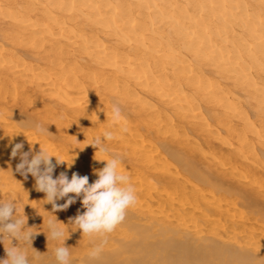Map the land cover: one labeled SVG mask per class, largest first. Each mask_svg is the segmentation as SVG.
Instances as JSON below:
<instances>
[{"label": "bare ground", "instance_id": "1", "mask_svg": "<svg viewBox=\"0 0 264 264\" xmlns=\"http://www.w3.org/2000/svg\"><path fill=\"white\" fill-rule=\"evenodd\" d=\"M17 143L90 184L122 158L137 203L96 264H264V0H0V188L75 230L82 198L54 210Z\"/></svg>", "mask_w": 264, "mask_h": 264}, {"label": "clouds", "instance_id": "2", "mask_svg": "<svg viewBox=\"0 0 264 264\" xmlns=\"http://www.w3.org/2000/svg\"><path fill=\"white\" fill-rule=\"evenodd\" d=\"M114 111L118 114L119 110L114 109ZM32 127L38 134L45 131L43 125L39 123H35ZM113 138V132L105 131L95 138L92 145L99 148L105 140ZM22 149L21 143L15 144L12 148V157L20 153V163L16 166V171L25 178L28 174L35 177L37 191L46 194V202L51 203L54 210L67 209L69 205L75 203L77 197L82 198L81 203L86 211L82 214L78 213L72 219V224L75 226L74 231L80 230L82 236L99 240L82 262V264H96L102 256L108 235L124 221L128 209L137 203V195L134 186L130 183V177L119 171L122 158L119 154H111L110 159L101 160L106 161V164L96 171L98 178L90 184L87 176H80L77 173H73L71 179L65 173H60L58 177L53 178L55 168L51 160L53 155L48 154L41 147V150L29 159L30 153L21 152ZM104 150L107 151V149ZM57 162H63V160L57 158ZM69 194L74 195L69 196ZM65 197H68L66 203L62 205L55 203L56 200ZM17 213L16 200L0 201V243L5 246V240H8L11 244L10 247H5L6 256L0 259V264H39V256L32 257L30 262L27 251L23 248L29 243L32 246L35 232L28 231L31 228L26 227L25 215L24 218H20ZM62 234V231L52 229L53 239H59ZM13 239L19 243L13 245ZM65 240L63 246L55 249L56 264H72L69 247L65 246Z\"/></svg>", "mask_w": 264, "mask_h": 264}, {"label": "rangeland", "instance_id": "3", "mask_svg": "<svg viewBox=\"0 0 264 264\" xmlns=\"http://www.w3.org/2000/svg\"><path fill=\"white\" fill-rule=\"evenodd\" d=\"M110 151H111L110 152L111 154L114 152L112 150H110ZM108 153H109V151H108ZM10 181H11L12 185H11ZM35 183L36 182H34L33 179H29L27 182V185L30 184V185H32L31 187H34V186L36 187ZM18 187H19V182H17L16 179L8 180L6 182V184L3 185V189H2V187L0 188V191H1L0 192V201L16 200L17 201V209H18L17 215L20 218H24V215H25V217L27 218L26 227L31 228V229H28V231L35 232V234L32 238V246H31V243L23 246L24 250L27 251V254L30 258V262H31V258L35 257V256H39V264L47 263L48 261L50 262L53 258H55V249L57 247L62 246L60 244H63V240H65L67 238L65 240V242H68V244L72 243L74 241L73 240L74 237L72 239L71 236L73 234H75L74 233L75 231L74 230L71 231V228L69 226L64 227L66 229L60 228L59 225L57 224L58 220H55L56 217L58 218L60 216V214H57V212L59 213V211H55V212L47 211L46 212L42 208V204L41 205L39 204L40 202L37 204L32 203V201L27 202L28 200L25 199L21 193H19ZM13 194H15V195H13ZM262 200L264 201V198ZM34 205L38 206L39 209L38 208L36 209ZM33 213H35V214H33ZM49 217H51V218H49ZM45 221H48V222H45ZM51 221L54 222V224H52ZM44 222H45V224H44ZM55 222H56L57 227H59L58 230L62 231V233H63L62 236L60 237V239H61L60 244L58 243L59 241L57 239L52 240L53 239L52 234H50V233H52V229L56 228ZM48 225L50 226V228H48ZM43 228H45V230ZM48 229L49 230L51 229L50 232L48 231ZM67 230H68V232H67ZM44 231H46V232H44ZM66 232L70 236H68ZM72 232H73V234H72ZM65 233H66V235L64 236ZM62 238H63V240H62ZM53 241H55V242H53ZM18 243H19L18 241L13 239V241H12L13 245H17ZM65 244H67V243H65ZM10 246H11V244H10V241H8V240H5V246L3 243H0V259L5 258V256H6L5 247H10ZM81 252H83V251H81ZM76 254L78 255V253H76ZM83 254H84V252L79 254L78 257L83 256ZM49 257H50V260H49Z\"/></svg>", "mask_w": 264, "mask_h": 264}]
</instances>
